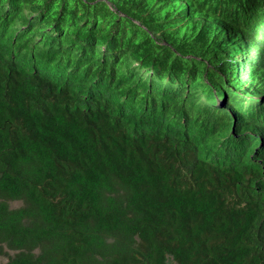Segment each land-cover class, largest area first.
I'll return each instance as SVG.
<instances>
[{
    "label": "trees",
    "instance_id": "1",
    "mask_svg": "<svg viewBox=\"0 0 264 264\" xmlns=\"http://www.w3.org/2000/svg\"><path fill=\"white\" fill-rule=\"evenodd\" d=\"M4 249L264 264V0H0Z\"/></svg>",
    "mask_w": 264,
    "mask_h": 264
},
{
    "label": "rangeland",
    "instance_id": "2",
    "mask_svg": "<svg viewBox=\"0 0 264 264\" xmlns=\"http://www.w3.org/2000/svg\"><path fill=\"white\" fill-rule=\"evenodd\" d=\"M19 204H21V202H19V201L14 202V205H19ZM4 250H5V253L0 254V261H2V262H6L8 259V256L15 253L14 251H11L9 249H4Z\"/></svg>",
    "mask_w": 264,
    "mask_h": 264
},
{
    "label": "bare ground",
    "instance_id": "3",
    "mask_svg": "<svg viewBox=\"0 0 264 264\" xmlns=\"http://www.w3.org/2000/svg\"><path fill=\"white\" fill-rule=\"evenodd\" d=\"M24 129V128H23ZM27 131V130H26Z\"/></svg>",
    "mask_w": 264,
    "mask_h": 264
},
{
    "label": "water",
    "instance_id": "4",
    "mask_svg": "<svg viewBox=\"0 0 264 264\" xmlns=\"http://www.w3.org/2000/svg\"><path fill=\"white\" fill-rule=\"evenodd\" d=\"M221 104H223V103H221Z\"/></svg>",
    "mask_w": 264,
    "mask_h": 264
}]
</instances>
